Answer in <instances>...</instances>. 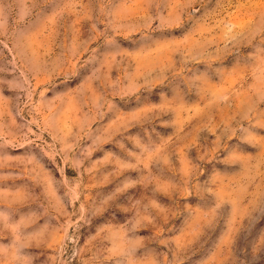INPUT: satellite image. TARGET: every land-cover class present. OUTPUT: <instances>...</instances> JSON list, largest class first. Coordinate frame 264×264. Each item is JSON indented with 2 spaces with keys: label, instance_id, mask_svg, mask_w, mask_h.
<instances>
[{
  "label": "rangeland",
  "instance_id": "1",
  "mask_svg": "<svg viewBox=\"0 0 264 264\" xmlns=\"http://www.w3.org/2000/svg\"><path fill=\"white\" fill-rule=\"evenodd\" d=\"M0 264H264V0H0Z\"/></svg>",
  "mask_w": 264,
  "mask_h": 264
}]
</instances>
